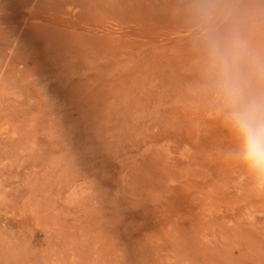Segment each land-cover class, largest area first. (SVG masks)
<instances>
[{
  "label": "rangeland",
  "instance_id": "1",
  "mask_svg": "<svg viewBox=\"0 0 264 264\" xmlns=\"http://www.w3.org/2000/svg\"><path fill=\"white\" fill-rule=\"evenodd\" d=\"M184 8L0 0V264H264Z\"/></svg>",
  "mask_w": 264,
  "mask_h": 264
},
{
  "label": "clouds",
  "instance_id": "2",
  "mask_svg": "<svg viewBox=\"0 0 264 264\" xmlns=\"http://www.w3.org/2000/svg\"><path fill=\"white\" fill-rule=\"evenodd\" d=\"M184 11L202 54L204 91L235 137L229 152L264 187V0H185Z\"/></svg>",
  "mask_w": 264,
  "mask_h": 264
}]
</instances>
